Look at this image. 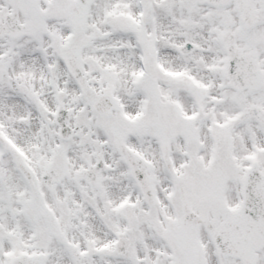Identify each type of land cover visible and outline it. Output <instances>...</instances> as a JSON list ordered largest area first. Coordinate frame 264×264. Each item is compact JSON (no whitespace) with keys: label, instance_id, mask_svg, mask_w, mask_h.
Here are the masks:
<instances>
[{"label":"snow or ice","instance_id":"obj_1","mask_svg":"<svg viewBox=\"0 0 264 264\" xmlns=\"http://www.w3.org/2000/svg\"><path fill=\"white\" fill-rule=\"evenodd\" d=\"M0 264H264V0H0Z\"/></svg>","mask_w":264,"mask_h":264}]
</instances>
